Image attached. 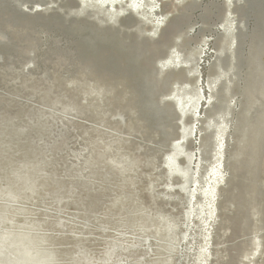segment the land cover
I'll use <instances>...</instances> for the list:
<instances>
[{"label":"rangeland","instance_id":"rangeland-1","mask_svg":"<svg viewBox=\"0 0 264 264\" xmlns=\"http://www.w3.org/2000/svg\"><path fill=\"white\" fill-rule=\"evenodd\" d=\"M195 2L163 12L186 15L185 51L213 41L206 82L219 73L225 1ZM77 10L76 0H0V264H199L209 222L210 264H264V0H236V75L230 91L218 83L197 136L184 140L195 166L201 154L205 185L213 128L229 111L206 223L204 196L188 215L184 181L164 165L192 123L165 97L178 70L157 64L180 40H151L135 15L114 24Z\"/></svg>","mask_w":264,"mask_h":264},{"label":"bare ground","instance_id":"bare-ground-1","mask_svg":"<svg viewBox=\"0 0 264 264\" xmlns=\"http://www.w3.org/2000/svg\"><path fill=\"white\" fill-rule=\"evenodd\" d=\"M174 1L177 2V5L174 4ZM224 1V16L220 25L215 29V32L222 37L221 38L219 36L222 39V42L220 43L221 45L218 52H216L218 54V59L215 64L216 69L213 65V68L216 71L218 70L219 73L212 79L204 82L202 64H204L205 58L212 54L209 45L213 41L211 42V40L206 38L202 41V44L195 49H187V51H185V48L183 49L182 47H184L190 36L188 37V33H184L183 31V34L181 33V30H179V24L186 19V15H180L176 18V20H171L169 19L168 14L163 12L166 8H170L171 5L177 8L180 6V9L182 10H184V8L181 7L189 9L196 6L198 7L195 0H76V2H78L77 11L79 12H83L84 10L86 12V10L89 11V9L95 10L96 14H102L106 17V19H109L110 22L113 21L112 23L114 24L116 20L119 22L121 17L132 16L135 19L137 17L138 19L136 20H141L144 24H148L147 28L150 27L148 38H160L164 41V39L168 36H175L176 39L180 40V42L177 40L179 44L176 42L177 45L170 48L166 57L157 60V64L161 67V69L168 67V69L171 68L178 70V75L176 76L179 77V80L175 81L172 93L166 95L165 97H169L172 100L174 110H178L176 112L179 114L181 113L180 116L189 117L192 120V123L188 126H181V141L177 140L174 142L172 149H170L171 152L166 155L164 165L168 169L169 173L179 174L182 178L181 180L184 181L181 189L187 192L189 199L188 202L191 205L189 212H187L188 215L195 211V206H199L198 197L204 196V199H206L204 207L207 212V216H209L206 218L204 223H206L208 219L210 220L212 218V215L217 209L216 197L220 190V184L224 180L223 159L225 154V133L228 127L227 117L229 115V111H225L221 114L220 125L213 124L215 126V130L213 128V131L214 138L216 140L215 148L213 150L214 154L212 157L214 158V161L208 165L209 170L206 174L208 178L205 181V185H203L204 183H202L200 177H198L200 169H202L201 154L198 151L199 158L198 163L195 166L197 153L192 154L188 151L187 146L185 145L187 142L185 143L184 140H186L187 137L197 136V132H199L198 123L202 120V110L204 106L207 104L209 105L210 102H212L211 100L215 97V94L213 95V91L216 89L218 83H221L223 80L227 85L224 86V84H222V87H224L227 91H230V83L236 75L235 69L238 66V64L236 66L238 48L237 40L242 29L241 21L237 20L234 16L236 0ZM134 15L136 17H134ZM98 20L103 23V18H98ZM222 55L227 57L229 69L226 71H223L222 61H220ZM160 67L158 68L160 69ZM207 93H209L208 97ZM169 98H167V100ZM182 158H184L187 162L186 167L181 166L183 165L180 162ZM194 175H197L196 178H194ZM191 178L192 182L190 181ZM190 182L192 186L189 185ZM212 228L213 225L209 222L207 229L204 231L205 244L200 247V251L197 255L199 260L197 262H199V264H210L209 260L212 254L208 245L211 241Z\"/></svg>","mask_w":264,"mask_h":264}]
</instances>
